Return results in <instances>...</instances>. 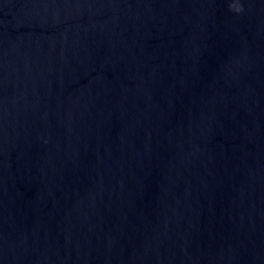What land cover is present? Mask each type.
<instances>
[{"label":"water","instance_id":"obj_1","mask_svg":"<svg viewBox=\"0 0 264 264\" xmlns=\"http://www.w3.org/2000/svg\"><path fill=\"white\" fill-rule=\"evenodd\" d=\"M0 0V264H264V0Z\"/></svg>","mask_w":264,"mask_h":264},{"label":"clouds","instance_id":"obj_2","mask_svg":"<svg viewBox=\"0 0 264 264\" xmlns=\"http://www.w3.org/2000/svg\"><path fill=\"white\" fill-rule=\"evenodd\" d=\"M230 10L236 13H240L243 11V7L239 3V0H236V2L230 4Z\"/></svg>","mask_w":264,"mask_h":264}]
</instances>
